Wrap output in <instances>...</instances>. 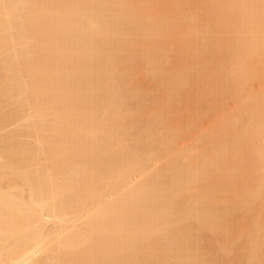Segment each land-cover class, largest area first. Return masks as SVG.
<instances>
[{
	"label": "bare ground",
	"instance_id": "6f19581e",
	"mask_svg": "<svg viewBox=\"0 0 264 264\" xmlns=\"http://www.w3.org/2000/svg\"><path fill=\"white\" fill-rule=\"evenodd\" d=\"M0 57V264H264V0H0Z\"/></svg>",
	"mask_w": 264,
	"mask_h": 264
},
{
	"label": "rangeland",
	"instance_id": "374dc122",
	"mask_svg": "<svg viewBox=\"0 0 264 264\" xmlns=\"http://www.w3.org/2000/svg\"><path fill=\"white\" fill-rule=\"evenodd\" d=\"M24 45H26V44H24ZM23 45V46H24ZM23 46H22V50H23ZM28 46V45H27ZM24 49L25 50H23V52L25 51L26 52V56H24L25 58L27 57V55L29 54V56H28V58H30V60H32L31 59V57L32 56H30V51L27 53V51H26V46L24 47ZM27 49H29L30 50V47L28 46L27 47ZM24 52V53H25ZM20 53H21V50H20ZM25 55V54H24ZM3 57V56H2ZM2 57H0V58H2ZM27 58V60L26 59H24V60H26L27 62L28 61H30L29 59ZM20 62L22 61L23 62V59L21 60H19ZM25 62V61H24ZM24 62H23V64H24ZM32 62V61H31ZM19 63V62H18ZM23 64L21 65V63H20V65H21V70H20V72L19 73H16V75H18V77L20 78L19 80L22 82V84L24 85V84H26V85H29L30 84V82H31V78H30V70H29V68L27 67V66H23ZM27 64V63H26ZM26 64H24V65H26ZM28 64H29V62H28ZM27 67V68H26ZM14 73V74H15ZM196 84H198L197 82H196ZM198 86L197 85H193L192 87H189L188 88V90H187V92H186V94H185V96L183 97L184 99H182V101H181V103H180V107L183 109V110H188V111H190L191 112V115L190 116H186L184 113H182L181 114V117H182V120L183 121H186V120H188V119H194V118H196V117H198V118H200L201 117V120H199L198 122H201V124H200V127H199V130L197 129L196 131H195V133L194 134H192L191 133V135H189V140H191V139H193L194 137H195V135H202V136H206L207 138H212V137H214L215 136V132H216V129H217V126H218V122L220 121L219 119L221 118V116H223V115H225V112H216L214 109L213 110H209V112H208V114H207V116L206 117H203V116H201V113L204 111V109L205 108H210V107H212L213 106V103H214V101L213 100H211V99H209V97H204V101H205V105L204 106H200V101H199V90H198V88H197ZM200 93H203V90H201L200 91ZM29 94V93H28ZM18 98H19V96H17ZM17 97H15L14 96V98L12 97V98H7L4 102H2V103H0V108H3V110L4 111H6V113L8 112V109H10L11 110V108L13 107V106H15L14 105V103H16L15 102V100L17 101ZM23 97V96H22ZM16 98V99H15ZM20 98H21V96H20ZM22 99V98H21ZM228 107H229V109H231V108H233L234 106H235V103H234V101L233 100H229L228 101ZM9 110V111H10ZM175 114H178V113H175ZM24 120H22V119H20V120H9L7 123H5V124H0V137H3V136H5V137H7L10 133L11 134H14V133H16V132H23L24 130H22V129H24L25 127L23 126V125H26L27 124V122L26 121H28V120H26L27 118H23ZM50 119H51V117L50 116H47V117H45V120L46 121H50ZM26 120V121H25ZM202 123H203V125H202ZM202 126V127H201ZM26 129V128H25ZM16 131V132H15ZM14 132V133H13ZM7 135V136H6ZM10 136V135H9ZM22 137H20V139L23 141V142H28V144H38V142L37 141H35L32 137H30V136H28L27 134H24V132H23V134L21 135ZM31 142V143H30ZM132 177H135V176H132ZM132 177L129 179V183L132 181L133 182V179H132ZM136 180V177H135V179H134V181ZM132 184V183H131ZM131 184H128V185H130L131 186ZM133 184H134V182H133ZM132 184V185H133ZM4 189H7V186L6 185H4V187H3ZM108 196V195H107ZM111 195H109V197H107L106 199H108L109 200V198H111L110 197ZM45 218H47V217H44V220L46 221H49L48 219H45ZM85 219V218H84ZM46 221V222H47ZM81 221H79L78 223H77V225L80 223ZM52 222L51 221H49V225L51 224ZM65 232H67V231H65ZM64 232V233H65ZM64 233L63 234H61V235H59V239L58 240H61L60 238L62 237V235H64ZM65 235H66V233H65ZM64 235V236H65ZM63 236V237H64ZM58 240H56V241H58ZM54 243L55 242H53V246H54ZM56 244V243H55ZM51 246V245H50ZM53 246H51V247H53Z\"/></svg>",
	"mask_w": 264,
	"mask_h": 264
}]
</instances>
